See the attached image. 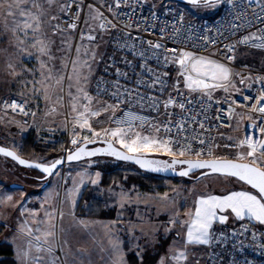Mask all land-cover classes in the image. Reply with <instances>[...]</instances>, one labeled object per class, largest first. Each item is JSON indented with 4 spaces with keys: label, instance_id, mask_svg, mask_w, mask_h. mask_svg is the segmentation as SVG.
Returning <instances> with one entry per match:
<instances>
[{
    "label": "snow or ice",
    "instance_id": "obj_1",
    "mask_svg": "<svg viewBox=\"0 0 264 264\" xmlns=\"http://www.w3.org/2000/svg\"><path fill=\"white\" fill-rule=\"evenodd\" d=\"M82 2L83 0L79 3L77 0H0V37L7 39L18 61L13 63L11 58L9 59L7 68L10 75L14 78L24 73L31 75L32 79L26 80L23 86L29 88L33 96L39 98L42 95L46 102L51 103L53 107L50 111L52 112L56 111L55 105L63 107L67 102L72 119V148L65 150L64 157L43 164L29 163L15 152L3 147H0V154L11 157L21 165L39 169L47 176L53 175L57 166L66 161L78 162L84 158L107 155L118 160L133 161L141 168L152 172L175 170L177 165H185L186 167L177 173L182 177L189 176L194 170H207L201 171L200 177L197 178L216 174L234 178L250 187V190L228 191L219 195L201 194L195 198L193 207L184 212L185 219H181L180 212L176 211L164 228L165 236L172 232L176 225H180L183 229V236L181 237L180 232L176 233L180 239L169 246L165 255L158 260V264H189L190 257L194 260V264H200V258L195 256L193 250L199 246H210L214 242H220L214 226L227 224L230 217L236 221H244L247 218L249 222L255 221L257 225L264 228V88H261L259 95L254 98L255 102L250 107L242 105L248 107L250 112L258 114L256 120H253L251 116L247 119L252 121L251 127L259 133V136L255 133L247 134L232 145H224L225 148L235 147L237 149L235 159L184 160L173 158L170 161H157L140 155L156 151L171 157H183L187 154L200 157L204 154L203 149L194 151L190 141L198 140L200 145H205L206 141L195 134L194 129V134L189 138L187 125L191 121L199 124L200 129H205V123L197 120L200 113H194L191 106H200L212 101L213 92L217 89H223L225 92L233 89L240 92L232 79L234 75L239 77L241 85L247 84L249 88L251 84H248V81L264 85V76L253 77L251 74L244 76L234 73L228 65L209 55H201L185 49L168 48L159 41L143 40L139 36H133L131 29L139 30L141 22L133 24L129 18V22L119 28L118 34L112 36V40L115 41L116 49H127L133 56L141 59L142 62L136 65L141 69L140 76L135 80L136 87L129 88L121 84V78L127 80L128 73L116 67L115 80L109 82L103 77L96 79L95 96H93L89 91V86L94 75V65L100 62L95 50L98 47V44H95L97 35L94 33L109 34L117 30L118 25L104 16L95 4H88V16L83 20L84 28L79 32V42H74L72 33L76 32L81 23ZM129 2L130 0H113V3L107 5L108 11L112 12L114 8L118 9L122 4ZM186 2L194 7L205 8H214L226 2L232 5L233 12L243 7L242 3L236 4L233 0H186ZM245 2L249 5L255 4L260 8L259 13L254 11V20L264 24V0H245ZM65 15L70 16V19H63ZM116 15L119 16V13ZM152 19H158L155 12L152 13ZM236 19H239L238 15ZM183 20L184 17L180 14L176 23L171 25L173 35L169 36V39H174L180 33L181 27L178 25L182 26ZM253 26L252 19L230 25L234 32L241 27L252 28ZM166 27L167 25L159 28L161 39L167 35ZM144 31L147 32L148 29L145 28ZM54 37H59V45L56 48V51L60 53L59 57L53 52V45H56ZM200 39L205 44L216 43L215 40L209 41L207 36H201ZM238 45L264 51V28L257 27L256 31L249 32L234 44L225 45L228 53L226 59L229 62L235 60ZM25 58L34 59L37 67L31 69L23 67ZM109 59L112 60V65H106L105 72L108 71V67L115 64L112 57ZM57 60L59 66L56 63ZM149 61H155L156 67L150 66ZM123 63L126 66H132V62L126 58L123 59ZM170 65L176 67V79L171 85L168 84L170 72L167 70ZM17 68L20 71H17ZM161 68L165 70H157ZM37 75L39 79L36 78ZM144 75L148 76L147 80L142 78ZM141 87L145 89L144 92L140 91ZM169 88L172 89L171 92H168ZM152 90L158 91L160 96L167 92V96L160 99L159 96L149 94ZM105 95L109 96L113 102H101L98 99ZM243 99L251 100L253 97L245 95ZM216 103L219 104L220 101ZM232 103L236 102L232 101ZM125 105H127V110L122 107ZM133 106L141 110L147 106L158 116L163 115L164 119L138 115L131 110ZM2 107L5 111L9 109L12 112L18 111L24 116L35 115L34 112L30 113L26 110L24 102L4 101ZM207 107L210 108L211 104L208 103ZM171 109L180 110L178 119H172L177 114ZM118 111L122 115L117 116ZM102 114H108V120L115 124V127L104 128L101 131L95 130L92 127V120ZM234 114L235 109L230 106L226 113L228 119H232ZM207 119L208 117L205 116V120ZM215 119L219 121L221 116L216 115ZM240 119L243 120L244 117L241 116ZM146 125L147 131L145 132ZM77 128L84 130L85 134L81 136L76 131ZM174 129L177 133L175 137L167 135ZM161 132L166 135L161 136ZM227 139L233 140L231 136ZM98 141L104 143L106 147L89 148V145ZM214 146L219 147V145ZM206 154L212 156L213 146H208ZM55 174L58 175V172ZM78 175L80 180L78 182L74 180L73 188L67 190L66 193L67 197L72 198L73 206L75 196L79 193V185L84 183L86 173ZM95 176L96 178L90 181L92 184L98 183L100 173L97 172ZM163 199H168L167 194ZM12 201V195L0 193V205H7ZM120 201V206L123 207L128 201L126 193L120 194ZM25 213L32 217L37 216V213L22 208L21 215ZM45 217L46 220L35 219L33 221L36 224L35 228L28 227V221H24L18 227L16 239L21 236L25 237L17 252L20 264H67V261L57 254L58 250L63 251V245L58 246L55 240V210L46 211ZM60 218H63L62 212ZM41 225L46 226L41 228ZM241 227L242 231L234 232L233 235H244L250 231L247 225ZM251 236L252 240L256 241L264 237V231L258 229L251 232ZM110 243L116 252L113 264H123V256L118 243L115 241H110ZM240 247L243 248V243ZM259 247L264 249V243L259 244ZM213 258L215 254L209 257V259ZM245 264L248 262L245 261Z\"/></svg>",
    "mask_w": 264,
    "mask_h": 264
},
{
    "label": "rangeland",
    "instance_id": "obj_2",
    "mask_svg": "<svg viewBox=\"0 0 264 264\" xmlns=\"http://www.w3.org/2000/svg\"><path fill=\"white\" fill-rule=\"evenodd\" d=\"M170 3L181 7L188 17L198 19L218 13L223 5L205 8ZM53 14H55V10H53ZM94 34L97 35L95 44H98V47L95 50L100 62L94 65V75L89 86L90 93L105 60L110 39V34L100 32ZM72 38L75 42L74 33H72ZM54 39L56 45H53V52L59 57L60 53L56 51L59 37H54ZM84 43L88 44L87 41ZM13 52L14 50L10 48L7 39L0 37V143L19 152L23 139L32 135L45 146L57 145L61 142L59 145L64 152L67 145H71L72 139V119L67 102L63 107L55 105L56 111L52 112L50 111L53 107L51 103L46 102L42 95L39 98L33 96L29 88L23 86L26 80L32 79L31 75L24 73L15 78L10 75L7 68L9 59L11 58L13 63L18 62ZM101 57L102 59H100ZM237 62L251 68L264 70V52L241 49ZM56 63L59 66L58 60ZM23 67L31 69L37 67V64L34 59L25 58ZM17 71L20 69L17 68ZM36 78L39 79V76L37 75ZM232 79L240 92L233 89H229V92L217 89L213 95L221 96L224 93L240 95L247 88V84L239 83V77L233 76ZM249 82L247 83L249 84ZM13 100L24 102L26 110L30 113L34 112L35 115L24 116L22 113L12 112L10 109L5 111L2 107L3 102L10 103ZM101 102L104 101L101 100ZM105 115L102 114L92 120V127L95 130L101 131L104 128L115 127ZM76 131L81 136L85 134L84 130L79 128ZM52 153L51 151L47 155H31L30 158L51 163L56 159L51 157ZM236 153L226 155L224 158L235 159ZM141 154L166 155L156 151ZM129 167L128 164L119 163L109 158H95L68 164L66 169H58V175L54 174L48 181H45L40 172L21 168L13 160L0 155V193L13 196V201L10 204L0 205V242L10 244L14 250L12 262L3 261L4 258L0 257V264H20L17 252L25 237L21 236L16 239L18 227L24 221H28V227L35 228L36 224L33 221L35 219L46 220L45 212L53 210L56 214L55 240L58 246L63 245V251L58 250L57 254L65 259L67 264H113L116 252L110 241L118 243L123 256V264H131L129 255H135L139 264H158V260L165 255L169 246L180 239L176 233L180 232L181 237L183 236V229L180 228V225H176L173 231L165 236L164 228L176 211L180 212L181 219H185L184 212L193 207L195 198L201 194L219 195L228 191L250 190L247 185L234 178L218 175H209L199 179L184 178L160 194L144 191L134 183L123 182V179H127L126 173L123 174L122 179L112 178V182L108 186L103 184L105 173ZM97 172L100 173L98 183L92 184L90 181L96 178ZM79 173H86V175L84 183L79 185V193L75 196L73 206L72 198L67 197L66 193L67 190L73 188L74 180L77 182L80 180ZM12 185L16 186L11 187ZM122 192L128 196V201L123 207L120 206ZM165 194L168 196L167 200L163 199ZM12 205L17 206L13 207ZM22 208L37 213V216L32 217L27 213L21 215ZM102 211H105L108 216L91 215V213L102 215ZM61 212L63 213L62 219L60 218ZM246 220L247 218L244 221ZM81 221L84 223H80ZM241 222L243 221H236L230 217L225 225ZM45 226L41 225V228ZM219 226L221 225L216 224L214 228ZM256 226L262 228L259 225ZM262 229L264 230V228ZM212 248L213 244L199 246L193 250L195 256L200 258V264H218L217 261L209 259ZM189 264H194L191 257Z\"/></svg>",
    "mask_w": 264,
    "mask_h": 264
},
{
    "label": "built area",
    "instance_id": "obj_3",
    "mask_svg": "<svg viewBox=\"0 0 264 264\" xmlns=\"http://www.w3.org/2000/svg\"><path fill=\"white\" fill-rule=\"evenodd\" d=\"M80 0H77L79 3ZM236 4H243L242 8H237L235 12L232 10V5L227 4L226 2L222 5L220 11L213 18H191L188 17L184 10L177 6L176 4L170 2H164L162 0H130L128 4H122L120 8H114L112 12L108 11L107 5L113 3V0H83L81 7L83 11L80 13V26L74 33L75 42L78 41L79 32L84 28L83 20L88 16V4H95L96 7L100 8V11L104 13L108 19L112 20L114 23H117L118 29L113 30L110 34V39L108 42V50L105 53V60L103 61L102 67L95 78L94 84L91 88V94L95 96V82L99 77H103L105 81H113L116 79L115 68L119 67L122 72L128 73V79L125 80L121 78V84L126 85L129 88L136 87L135 80L140 76L141 69L136 67L141 63V59L135 57L127 49L118 50L115 47V41L112 40V36L118 34V30L123 26L124 23L129 22L131 18V23L136 24L141 22L139 30L135 28L131 29L133 36H139L143 40H154L159 41L166 45L168 48H178L194 51L197 54L209 55L213 59H217L222 63L228 65L234 73H240L241 75L251 74L253 77L260 75L264 76L263 69L251 68L244 64H239L237 62V57L241 49H252L249 46L238 45L235 51V60L229 62L226 59L228 55L225 45L234 44L237 40L242 38L244 35L249 34V32L256 31L257 27L264 28V24L256 22L254 20V11L256 13L260 12V8L255 4H247L245 0H233ZM103 5V7H101ZM155 12L158 19H152V13ZM119 13V16L116 15ZM182 14L184 17L183 25H178L181 27V31L174 39H169V36L173 35L171 25L176 23L178 16ZM239 16V19H236V16ZM63 19L68 20L70 16L65 15ZM248 19L253 20L254 26L252 28L241 27L238 31H235L230 27L232 23L240 24ZM146 22H143L145 21ZM166 27L167 35L161 39L159 28L161 26ZM147 28L148 31L145 32L144 29ZM189 29H191L189 31ZM234 33V34H233ZM201 36H207L209 41L215 40L216 43L211 42L205 44V42L200 39ZM190 37V38H189ZM138 43V42H137ZM256 50V49H253ZM261 51V50H258ZM264 52V51H262ZM112 57L115 61L114 66L108 67V71L105 72L106 65H112V60L109 58ZM127 59L132 62V66H126L123 63V59ZM150 66L156 67L155 61H149ZM247 66V67H245ZM158 71H164L165 69H157ZM170 72V77L168 78V84L171 85L176 79V67L170 65L167 69ZM234 77H238L235 76ZM143 79L147 80L148 76L144 75ZM251 87L247 88L240 94L235 95L231 93H224L221 96L213 95L212 101H208L206 104H201L200 106L193 105L194 113H200L197 116V120L204 121L205 129H200L199 124L188 122L187 135L189 138L194 134H198L201 139L206 141L205 145H200L198 140L190 141L193 144V150L203 149V153L200 157L195 156L194 154H187L183 157H173V158H185V159H214V158H224L226 155L237 152L235 147L225 148V144L232 145L234 142L240 138H243L247 134L255 133L259 136V133L251 127L252 121L248 120L247 117L251 116L253 120L257 119V113L250 112L248 107H243L242 105L251 106L255 100L254 98L259 95L261 88H264V85L260 83L249 82ZM183 90V89H182ZM141 92H144L143 87L140 88ZM172 89L169 88L168 92H171ZM149 94L159 96L160 99H164L167 96V92L163 96H160L158 91L152 90ZM247 95L253 97L251 100H244L243 97ZM98 99L112 103L113 101L109 96L105 95L99 97ZM216 101H220L219 104ZM232 101L236 103L233 104ZM210 103L211 107H207V104ZM235 109V114L232 119H228L226 113L229 107ZM127 110V105L122 106ZM132 111L138 115L148 116V117H157L159 120H163V115H159L151 111L147 106L143 110L139 107L133 106ZM218 110H221L218 112ZM177 115L173 116L172 119L176 120L179 118L180 110L171 109ZM163 109L161 108V113ZM117 116L122 115L121 112L116 113ZM216 115H220L221 119L218 121L215 119ZM108 119V114L105 115ZM205 116L208 117L205 120ZM243 116L244 119L241 120L240 117ZM110 122V121H109ZM138 124V122H137ZM115 125V124H114ZM230 125V126H229ZM147 131V125L145 126V132ZM161 136L166 134L161 132ZM175 137L177 135L175 129L172 133L167 134ZM231 136L233 140H228L227 137ZM214 145H219L215 147ZM208 146H213L212 156H208L207 150ZM72 145H67L66 149H71ZM63 154L66 155V152ZM171 157L169 155H166ZM68 164H64L61 168L66 169ZM242 225H247L250 229L249 232L244 233V235H233L234 232L242 231ZM255 222H249L248 220L234 225H221L215 229L216 235L220 237V242H214L213 248L211 249V256L215 254V258L212 259L217 261L218 264H245V261L248 264H264V249L259 247V244L264 243V237L257 239L256 241L252 240L251 232L257 231L262 228L256 226ZM259 236V232H258ZM243 243V248L240 247ZM235 245V247H234Z\"/></svg>",
    "mask_w": 264,
    "mask_h": 264
},
{
    "label": "trees",
    "instance_id": "obj_4",
    "mask_svg": "<svg viewBox=\"0 0 264 264\" xmlns=\"http://www.w3.org/2000/svg\"><path fill=\"white\" fill-rule=\"evenodd\" d=\"M184 5V4H182ZM217 14V13H216ZM216 14L208 16L209 18H213ZM61 144V142H59ZM44 145L41 142L37 141L36 138L32 135H28L25 139H23V143L19 153L26 158H30L31 155H47L49 152H53L51 157L58 158L63 154L61 150V145ZM49 150V151H48ZM50 157V158H51ZM165 157L166 156H162ZM114 161V160H113ZM45 162V161H43ZM117 162V161H116ZM121 163V162H119ZM127 164V163H125ZM130 165L129 168L115 169L109 171L104 174L103 184L108 186L112 181V178H123V174H127V179H123V182H127L129 184H137L142 190L150 192V193H163L169 186L177 184L183 178H171V177H162L158 175H153L144 171H141L137 167ZM196 175L188 179H194ZM103 214L99 213H91V215L103 216L107 217L108 214H105V211H102ZM113 216V215H111ZM14 255L13 247L10 244L0 242V257L4 258L3 261H11ZM129 260L131 264H139L137 257L135 255H129Z\"/></svg>",
    "mask_w": 264,
    "mask_h": 264
},
{
    "label": "water",
    "instance_id": "obj_5",
    "mask_svg": "<svg viewBox=\"0 0 264 264\" xmlns=\"http://www.w3.org/2000/svg\"><path fill=\"white\" fill-rule=\"evenodd\" d=\"M165 1H169V2H175V3H179V4H184V5H190V4H188L187 2H186V0H165ZM0 147H3V148H6V149H8V150H10V151H13V152H15L21 159H24L25 161H27V162H29V163H43V164H48V163H45V162H40V161H36V160H33V159H31V158H26V157H23L17 150H15L14 148H11V147H9V146H6V145H3V144H1L0 143ZM102 147H106V145L104 144V143H102V142H97V143H95V144H91V145H89V148H102ZM117 147H118V145H117ZM1 156H4L3 154H0ZM140 155H142V156H145L147 159H151V160H157V161H164V160H168V161H170L171 159H173V158H169V157H162V156H155V155H148V154H140ZM65 156V154L64 155H61V156H59L58 158H61V157H64ZM6 157V156H5ZM7 158H9V159H11V160H13L11 157H7ZM58 158H56V159H58ZM95 158H109V159H112V160H115V161H117V162H121V163H127V164H131V165H133V166H135V167H137L138 169H140L141 171H144V172H147V173H150V174H153V175H158V176H162V177H171V178H185V179H188V178H190V177H192L193 175H196V178L197 177H200V173H201V171H207V170H194L193 172H191L190 174H189V176H187V177H182V176H180V175H178L177 173L179 172V171H181V170H183L186 166L185 165H177L176 166V168H175V170H172V169H169V170H167V171H161V172H152V171H148V170H146V169H144V168H141L138 164H136V163H134L133 161H124V160H118V159H116L115 157H113V156H107V155H98V156H96V157H92V158H84V159H82V160H80V161H78V162H83V161H86V160H91V159H95ZM176 159H181V158H176ZM227 159H233V158H227ZM184 160H188V159H184ZM191 160H195V159H191ZM14 162H16L21 168H25V169H31V170H36V171H38V172H40L42 175H43V177H42V179L43 180H45V181H48L57 171H58V169L63 165V164H65V163H67V164H71V163H74V162H77V161H73V162H65V163H63V164H61V165H58L57 166V169H55L54 170V174L53 175H51V176H47L46 174H44V173H42L39 169H36V168H33V167H28V166H26V165H21V164H19L18 163V161H16V160H13ZM239 162H241V163H246L247 161H239ZM212 175H216V174H212ZM14 186H16V185H12L11 187H14ZM248 186V185H247ZM249 187V186H248ZM250 188V187H249ZM254 191V190H253Z\"/></svg>",
    "mask_w": 264,
    "mask_h": 264
}]
</instances>
